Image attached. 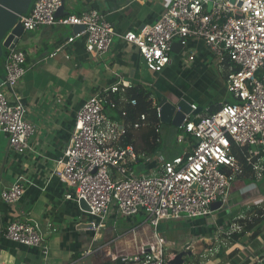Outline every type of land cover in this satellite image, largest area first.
I'll return each instance as SVG.
<instances>
[{
	"label": "built area",
	"instance_id": "obj_1",
	"mask_svg": "<svg viewBox=\"0 0 264 264\" xmlns=\"http://www.w3.org/2000/svg\"><path fill=\"white\" fill-rule=\"evenodd\" d=\"M62 5L63 0H34L19 22L27 32L42 26L79 27L81 31L68 43L83 36L86 52L94 56L107 54L120 38L135 46L153 74L170 65L175 42L183 49L197 40L227 69L226 89L234 102L222 103L205 115L197 113V106L191 104L190 115L179 126L194 140L189 153L161 162L151 173L135 175L133 165L147 156L137 153L132 145H122V139L128 132L147 126V117L141 114L135 122L127 120L126 106H136V100L125 96L129 85L118 82L91 96L79 109L69 143L53 172L70 191L64 196L66 200L87 205L89 211L83 212L95 231L106 230L112 220L117 223L139 213L146 216L154 240L140 246L133 256L121 254L117 258L125 264H171L178 253L165 247L159 226L165 221L211 216L217 203L222 208L229 199L232 182L244 172L233 149L239 150L255 180L264 176V0H172L153 25L123 35L117 34L106 16L96 10L58 18L56 13ZM60 51L57 48L51 57ZM4 58L0 136L6 135L9 148L22 154L29 149V139L36 131L25 118L24 103L15 94L26 73V54L13 49ZM5 89L13 95V103ZM153 106L159 121L155 127L158 136L160 115ZM182 139L180 135L177 141ZM27 183L18 178L0 192V200L6 204L18 202ZM239 221L246 219L241 217ZM242 230L243 225L235 222L222 235L229 240ZM2 236L37 249L44 260L48 259L50 248L44 236L27 220L11 222ZM189 245L188 241L185 249ZM212 251L209 249V253ZM186 260L184 255L182 264H187Z\"/></svg>",
	"mask_w": 264,
	"mask_h": 264
},
{
	"label": "crops",
	"instance_id": "obj_2",
	"mask_svg": "<svg viewBox=\"0 0 264 264\" xmlns=\"http://www.w3.org/2000/svg\"><path fill=\"white\" fill-rule=\"evenodd\" d=\"M171 2L63 0V10L57 17L78 16L96 10L106 16L117 34L123 35L129 31L138 33L153 25ZM80 31L79 27L73 26H42L34 32L24 31L15 47L26 54V73L17 84L15 94L24 103L25 118L36 131L29 139V149L22 154L9 148L6 135L0 136V192L8 189L20 177L28 182L18 202L6 204L0 200V264H87L84 260L88 258V264H115V258L119 255H129L124 247L111 249L114 239L110 242L103 238L104 241L99 231L81 228V225L89 224V216L75 202L65 199L69 189L53 176L72 135L76 114L91 96L124 82L130 89L140 88L149 93L156 106L163 98L169 100L171 96L177 102L184 100L189 105L197 106L193 100L185 98L190 88H186V78L190 75L194 78L197 70L201 72L213 64L221 70V86L224 93H228L226 67L218 63L200 41L191 40L186 48L180 47L172 52L170 65L162 72L153 74L146 69L135 46L120 38H116L108 53L102 56L86 52L83 36L68 43V39ZM57 48H61V51L51 57ZM189 57H193V60ZM0 67L1 78L4 60H1ZM4 91L13 103V95L7 89ZM206 101L202 100L201 106H197V113L205 115L211 108L234 102V99H216L208 104ZM204 104L207 105L202 108ZM164 125L166 131L162 128ZM171 128L177 132L175 142L182 146L175 153L169 152L165 140L170 137ZM137 135L140 136L139 132ZM180 135L183 139L178 142ZM157 138L158 142L151 140L158 145L157 151L137 162H143L139 170L145 173L140 174L151 173L161 162L189 153L194 145V140L179 127L161 122ZM241 162L244 172L232 182L229 199L222 208L213 210L208 217L165 221L159 226V237L165 247L173 253L185 252L187 264H264V176L261 180H255L251 169ZM241 217L246 219L242 221L245 224L239 221ZM25 220L44 236L50 248L47 260L43 259L39 250L21 246L2 236L8 224ZM235 222L243 225V230L234 233L229 240L225 239L222 233ZM248 222L251 225L247 230L244 228ZM144 226L151 229L145 222L122 233L121 237L133 234ZM107 229L108 234L114 230ZM254 232L256 235L253 236ZM143 238L138 248L151 242L146 236ZM99 241L104 242L93 248L94 243ZM188 241L190 245L185 249ZM138 248H135L133 255ZM209 249L213 250L212 254ZM88 250L93 251L88 256L83 255ZM198 257L200 259L196 260Z\"/></svg>",
	"mask_w": 264,
	"mask_h": 264
},
{
	"label": "rangeland",
	"instance_id": "obj_3",
	"mask_svg": "<svg viewBox=\"0 0 264 264\" xmlns=\"http://www.w3.org/2000/svg\"><path fill=\"white\" fill-rule=\"evenodd\" d=\"M193 73H196V72H193ZM186 79L187 80L185 82L188 85L186 86V88L190 87L189 92L191 93L188 92V95H186L185 98L190 101L193 100V102H195L197 106L198 105L201 106V102L202 100L204 101V99L207 100L206 101L207 104L210 101H213V102L216 101V99L217 100H221V99L231 100L232 96L229 93H224L223 91V87L221 86V83L223 82V79L221 76V70L217 69V65L215 64H213L212 66H208L206 70H203L201 72L197 70V75L194 78H192V76L190 75ZM169 101L171 103H177L175 98L172 96L171 98H169ZM207 104L202 105V108H205ZM162 128H164V131L167 130L165 125ZM174 129L175 128H171L172 133L168 139L164 138L165 140H167V147L169 145V152L171 153H175L182 148L180 144H177L175 142V137L177 135V132L174 131ZM166 155H167V152L165 153V156ZM141 164H143V162H139L133 165L134 173L136 175H139L140 173H145L144 170H139V168L141 167ZM145 222H146V216L143 213H139L138 215L134 216L133 221H126V219H121V220H118L117 223H115L112 220L108 224L107 228L109 229L114 228L113 232L111 234H108L110 233L108 229L106 231L105 230L99 231L102 236L101 240L105 239L106 241L111 242L114 239V241L111 244V249L112 248L118 249V248L124 247L128 251L129 255H133L136 252L135 248L137 249L139 244L144 241L143 236H146L152 241L153 239L152 230L149 229L147 226H144L136 230L135 233L133 234L129 233L125 237H121L122 236L121 234L124 232H129L132 229L138 227L139 225L144 224ZM104 241H99V242L94 243L93 248H95V246H99ZM199 259L200 258L198 257L196 260H199ZM84 262L89 263V258L88 260L85 259Z\"/></svg>",
	"mask_w": 264,
	"mask_h": 264
},
{
	"label": "water",
	"instance_id": "obj_4",
	"mask_svg": "<svg viewBox=\"0 0 264 264\" xmlns=\"http://www.w3.org/2000/svg\"><path fill=\"white\" fill-rule=\"evenodd\" d=\"M34 0H0V61L4 58L6 51L15 49L18 41L21 39L24 29L19 22L20 17L25 16L30 9ZM62 7L56 13L59 16ZM180 44L175 42L172 46V52L180 48ZM1 71V67H0ZM0 84L3 82L4 74L1 75ZM160 115V122L164 124H171L179 127L183 122L185 116L190 115L191 107L184 100L177 103H171L167 98H163L157 105ZM83 211H89L87 205L81 201L79 204ZM221 207L220 203L214 204L212 209ZM81 228H92V224L81 225ZM185 252L177 254L171 264H182ZM115 264H125L121 258L115 260Z\"/></svg>",
	"mask_w": 264,
	"mask_h": 264
},
{
	"label": "trees",
	"instance_id": "obj_5",
	"mask_svg": "<svg viewBox=\"0 0 264 264\" xmlns=\"http://www.w3.org/2000/svg\"><path fill=\"white\" fill-rule=\"evenodd\" d=\"M7 53L8 51H6L5 56L7 55ZM3 60L4 58L2 59V61ZM224 65H227V63L225 62ZM126 96L128 99L133 98L136 100V106L134 107L126 106V111L128 114L127 120L131 122H135L141 114H145L147 117V126L141 128L136 133L128 132L122 139V145L124 146L132 145L137 151V153L144 154L145 156L148 157L150 154L154 153L158 149V145L153 144L151 141L157 138L156 133H155V127L159 121L156 117V108L153 106V102L150 99L149 93L145 92L144 90L140 88H131L127 90ZM217 109L218 108H211L210 112H214ZM118 117L119 116L115 114V118H118ZM144 128H147V130L143 131ZM138 132L140 136L137 135ZM233 153L240 159V161H243L239 150L233 149ZM251 211L252 210L250 209V212ZM263 216H264V213H263ZM258 221L259 220H257V222ZM250 225L251 223L248 222L247 226L244 229L248 230ZM254 235H256V232H254L253 236ZM234 236H236V234Z\"/></svg>",
	"mask_w": 264,
	"mask_h": 264
}]
</instances>
